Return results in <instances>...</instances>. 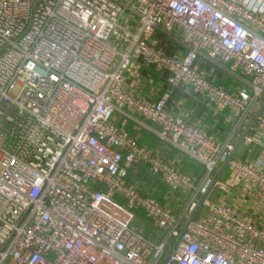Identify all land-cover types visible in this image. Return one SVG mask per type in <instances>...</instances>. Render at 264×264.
Masks as SVG:
<instances>
[{"label": "built area", "instance_id": "built-area-1", "mask_svg": "<svg viewBox=\"0 0 264 264\" xmlns=\"http://www.w3.org/2000/svg\"><path fill=\"white\" fill-rule=\"evenodd\" d=\"M256 33L264 0H0V264H264V226L211 198L239 184L264 205V110L259 157H233L189 223L264 98Z\"/></svg>", "mask_w": 264, "mask_h": 264}, {"label": "crops", "instance_id": "crops-1", "mask_svg": "<svg viewBox=\"0 0 264 264\" xmlns=\"http://www.w3.org/2000/svg\"><path fill=\"white\" fill-rule=\"evenodd\" d=\"M206 69H209V67H206ZM162 86L163 82L158 81L156 83V88H161ZM263 102L264 98L262 99L261 104L257 107L256 112L259 110ZM170 104H176L177 110H180L182 108L183 111L190 112L192 114L191 116L194 118H198L200 115L206 114L207 125L212 131H215L220 135H224L226 133V129L228 128L229 123L225 120L224 116L227 115V112L223 111L219 115H214L213 110L206 107L205 101L201 97L193 95L186 89H175ZM131 125L132 130L134 134L137 135L140 143L157 149L161 148L165 155H170V151L162 146L156 134L152 132L150 128H147L146 126L136 127L133 123ZM252 132L253 129H251L250 133ZM261 151L262 147L259 144H246L245 141H243V143L236 151L234 157L242 159L246 162H250L257 159ZM172 154L174 155V153ZM229 177V171L226 169L221 178L223 181H227ZM153 182L154 181H151V183L149 184H154V186H156V193L159 196H163L167 193V190L165 189V187H163V185L157 183L156 181L154 183ZM242 187V185L238 184L233 188V190L230 191V193L226 195L214 192L211 198L214 200H220L226 197L238 211H248L251 215H253L254 220L259 225L264 226V205L261 206V208L259 207L260 209H258L257 199L253 198L250 194L245 195L242 192Z\"/></svg>", "mask_w": 264, "mask_h": 264}, {"label": "water", "instance_id": "water-1", "mask_svg": "<svg viewBox=\"0 0 264 264\" xmlns=\"http://www.w3.org/2000/svg\"><path fill=\"white\" fill-rule=\"evenodd\" d=\"M256 35H258L260 38L264 39L263 36L259 35L256 33ZM264 110V102L263 104L261 105V107L259 108V110L256 112L254 118L252 119L250 125L245 129L244 133L242 134V136L240 137L239 141L237 142L236 144V147H235V150L233 151V153L231 154L229 160L227 162H225V164L222 166L220 172L217 174L216 176V179L214 181V183L212 184L211 188L209 189L208 193L204 196L202 202L200 203L198 209L196 210V212L194 213V215L191 217V219L189 220V223L192 222L196 216L198 215L199 211L201 210L202 206H203V202L208 198L209 194L211 193V191L213 190L214 188V185L215 183L221 178L222 174L226 171L227 167H228V164H229V161L235 156V153L236 151L238 150V148L240 147V145L243 143L246 135L251 131L255 121H256V118L257 116ZM180 240V238L178 239V241ZM176 246V245H175ZM175 246L173 247V249L175 248ZM172 249V250H173ZM171 250V251H172ZM168 258V257H167Z\"/></svg>", "mask_w": 264, "mask_h": 264}, {"label": "rangeland", "instance_id": "rangeland-1", "mask_svg": "<svg viewBox=\"0 0 264 264\" xmlns=\"http://www.w3.org/2000/svg\"><path fill=\"white\" fill-rule=\"evenodd\" d=\"M124 1H129V0H124ZM122 24L124 25V20L122 21ZM135 224L138 227H143V229L145 230V232L147 233V235H149L150 237H152L153 239H156V237H158V233L157 230H155L151 224L147 221H142V219L137 218V220L135 221Z\"/></svg>", "mask_w": 264, "mask_h": 264}, {"label": "trees", "instance_id": "trees-1", "mask_svg": "<svg viewBox=\"0 0 264 264\" xmlns=\"http://www.w3.org/2000/svg\"><path fill=\"white\" fill-rule=\"evenodd\" d=\"M130 128H131V124H130ZM230 129V127L228 126V128L226 129V132L228 131ZM183 163L185 164V167L186 168H195L196 170H197V172H200L201 171V167H199V165H197L195 162H193V161H190L188 158H186V157H184L183 158ZM140 218L139 219H142V221H146V220H144V218L141 216V214H140V216H139ZM143 228V227H142ZM144 230V229H143ZM145 231V230H144ZM145 234H147L146 232H145Z\"/></svg>", "mask_w": 264, "mask_h": 264}]
</instances>
